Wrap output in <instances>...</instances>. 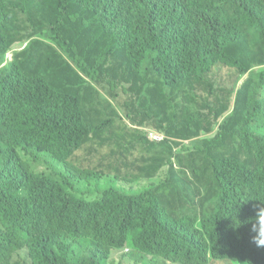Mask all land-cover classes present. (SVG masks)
Returning <instances> with one entry per match:
<instances>
[{"label":"trees","instance_id":"trees-1","mask_svg":"<svg viewBox=\"0 0 264 264\" xmlns=\"http://www.w3.org/2000/svg\"><path fill=\"white\" fill-rule=\"evenodd\" d=\"M99 94L149 107L164 138L149 144L148 184L87 196L108 175L72 158L117 113ZM198 199L210 212L196 221ZM254 237L264 0H0V264H117L125 248L144 264H264Z\"/></svg>","mask_w":264,"mask_h":264},{"label":"rangeland","instance_id":"rangeland-1","mask_svg":"<svg viewBox=\"0 0 264 264\" xmlns=\"http://www.w3.org/2000/svg\"><path fill=\"white\" fill-rule=\"evenodd\" d=\"M24 43H15L11 47V51L6 54L11 58L14 50H20ZM52 74L51 70L46 74ZM49 85L54 86V81H49ZM105 98L114 105L116 115L111 125H109L102 133L101 140L103 144L97 146L95 150L91 147H84L75 152L72 158L73 162L84 168H91L95 170H102L108 175L109 180L97 181L98 190L87 194V196H95L102 190L109 189L110 187L121 188L122 190H129L130 188L136 189L142 185L150 182V176L142 174V168L147 164V158L150 155L149 144L150 142L161 141V136L157 128L146 121V113L148 108H139L133 105H122L126 96H121L118 100H113L109 96L103 94L98 95V99ZM104 116H101L102 119ZM118 118L123 119L127 124L132 126V130H126L118 122ZM98 116L93 109L85 108V121L96 122ZM140 136L144 140H140ZM145 160V161H144ZM166 167H162L159 171V176L164 175ZM58 177V175H52ZM75 188L80 187L78 180L67 178ZM82 194L86 195L90 185L85 179H81ZM210 212V204L198 199L194 203L192 210L193 217L196 221L205 217ZM125 250H115L116 263L118 264H144L143 260L137 253L136 260L126 255ZM230 251V250H227ZM22 255V251L19 252ZM204 264H226L224 260H217L216 258H209ZM238 264V263H233Z\"/></svg>","mask_w":264,"mask_h":264},{"label":"clouds","instance_id":"clouds-1","mask_svg":"<svg viewBox=\"0 0 264 264\" xmlns=\"http://www.w3.org/2000/svg\"><path fill=\"white\" fill-rule=\"evenodd\" d=\"M160 133V132H159ZM161 134V133H160ZM163 135V134H162ZM164 138V136H163ZM254 240L263 241L264 237H254Z\"/></svg>","mask_w":264,"mask_h":264},{"label":"built area","instance_id":"built-area-1","mask_svg":"<svg viewBox=\"0 0 264 264\" xmlns=\"http://www.w3.org/2000/svg\"><path fill=\"white\" fill-rule=\"evenodd\" d=\"M160 136H161V139H163V135H162V134H160Z\"/></svg>","mask_w":264,"mask_h":264}]
</instances>
